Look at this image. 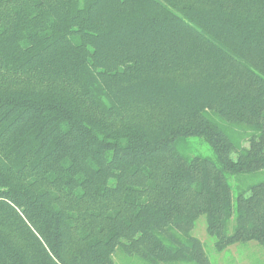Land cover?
I'll list each match as a JSON object with an SVG mask.
<instances>
[{
    "label": "trees",
    "instance_id": "16d2710c",
    "mask_svg": "<svg viewBox=\"0 0 264 264\" xmlns=\"http://www.w3.org/2000/svg\"><path fill=\"white\" fill-rule=\"evenodd\" d=\"M263 171L264 0H0V264L264 248Z\"/></svg>",
    "mask_w": 264,
    "mask_h": 264
},
{
    "label": "rangeland",
    "instance_id": "374dc122",
    "mask_svg": "<svg viewBox=\"0 0 264 264\" xmlns=\"http://www.w3.org/2000/svg\"><path fill=\"white\" fill-rule=\"evenodd\" d=\"M244 184L251 182L244 180ZM264 181V171L253 180V183ZM191 235L197 238L203 247L206 259L209 264H264V248L256 241L239 242L225 247L222 251L215 249L214 238L206 232V220L201 216L195 222ZM115 264H149L133 256L116 250L113 255ZM175 264H193V263H175Z\"/></svg>",
    "mask_w": 264,
    "mask_h": 264
}]
</instances>
